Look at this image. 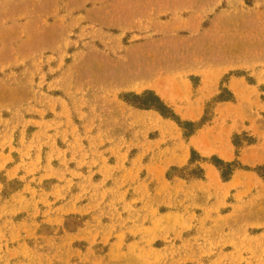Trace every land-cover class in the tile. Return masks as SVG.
<instances>
[{"label": "rangeland", "instance_id": "obj_1", "mask_svg": "<svg viewBox=\"0 0 264 264\" xmlns=\"http://www.w3.org/2000/svg\"><path fill=\"white\" fill-rule=\"evenodd\" d=\"M0 264H264V0H0Z\"/></svg>", "mask_w": 264, "mask_h": 264}, {"label": "trees", "instance_id": "obj_2", "mask_svg": "<svg viewBox=\"0 0 264 264\" xmlns=\"http://www.w3.org/2000/svg\"><path fill=\"white\" fill-rule=\"evenodd\" d=\"M144 107H146V108H155V109H157V110L160 111V109H158V107L154 106L152 103H147V104L144 105ZM161 114H162V113H161ZM218 162H220V161H218ZM220 163H221V162H220ZM224 165H225V167L228 168V169L231 168V167H233V164H224ZM219 170H221V169L219 168ZM227 172H230V173H231V169L228 170ZM226 175H227V173H224V172H222V174H221V176H222L223 178H225Z\"/></svg>", "mask_w": 264, "mask_h": 264}, {"label": "bare ground", "instance_id": "obj_3", "mask_svg": "<svg viewBox=\"0 0 264 264\" xmlns=\"http://www.w3.org/2000/svg\"><path fill=\"white\" fill-rule=\"evenodd\" d=\"M158 84H160V82H158ZM165 85V84H164Z\"/></svg>", "mask_w": 264, "mask_h": 264}]
</instances>
